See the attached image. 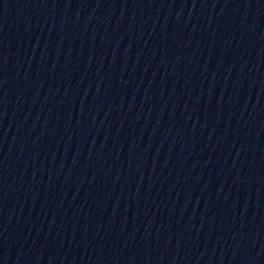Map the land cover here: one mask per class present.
<instances>
[{"label":"water","instance_id":"1","mask_svg":"<svg viewBox=\"0 0 264 264\" xmlns=\"http://www.w3.org/2000/svg\"><path fill=\"white\" fill-rule=\"evenodd\" d=\"M0 264H264V0H0Z\"/></svg>","mask_w":264,"mask_h":264}]
</instances>
